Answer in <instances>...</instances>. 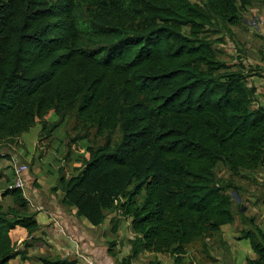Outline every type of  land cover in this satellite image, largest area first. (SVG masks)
I'll return each mask as SVG.
<instances>
[{
    "label": "trees",
    "instance_id": "1",
    "mask_svg": "<svg viewBox=\"0 0 264 264\" xmlns=\"http://www.w3.org/2000/svg\"><path fill=\"white\" fill-rule=\"evenodd\" d=\"M253 1L0 0V138L12 140L36 121L39 137L47 136L69 111L84 126L72 139L94 126L104 135L76 171L61 167L50 188L92 224L113 209L129 218L133 236L120 264L143 249L182 264L189 243L199 238L206 247V237L233 219L237 185L216 176V164L231 175L264 168V103L253 105L256 88L247 83L263 73L221 58L206 32L215 17L238 24ZM50 108L58 118L47 121ZM6 194L0 264L28 258L39 227L22 187L7 186ZM241 217L253 226L239 236L257 252L245 264H264V232L252 216Z\"/></svg>",
    "mask_w": 264,
    "mask_h": 264
},
{
    "label": "rangeland",
    "instance_id": "2",
    "mask_svg": "<svg viewBox=\"0 0 264 264\" xmlns=\"http://www.w3.org/2000/svg\"><path fill=\"white\" fill-rule=\"evenodd\" d=\"M192 1L205 5V0ZM241 13L242 20L238 24H225L215 17L213 24L206 26V32L215 39L213 45L216 49L217 47L219 48L220 51L218 55L221 58L231 63H244L247 67H254V65L257 64L260 67L259 70L264 71V2L255 0L247 7L243 8ZM217 37H221L222 40L217 41ZM260 83L262 84V82ZM44 117L47 121H52L58 118V114L53 108H50L44 114ZM36 122L37 123L31 125V127L24 132V135H26L24 138L19 134L14 136L12 140L9 138H0V193L14 179L12 167L15 163H25L27 165L26 171H29L35 155L40 157L44 152L43 149H48V147L52 146V148L59 153L60 159L64 160L62 168L66 167L67 170L69 169L68 171L62 169V172L65 174L66 172L72 173L82 164L83 158L88 153L87 146L102 143L104 140L103 134L96 133L95 126L88 130L86 137L72 139V137L84 131V126L76 114L69 111L49 135H42L39 137L38 132L33 156L26 159L27 157L23 152H25V150L31 152L33 147L29 137L34 133V130L40 128V122ZM118 135L119 132L116 130L112 138L116 139ZM33 136L34 134L31 138H33ZM218 172L224 175L228 173V169L220 163L218 165ZM243 172L247 171L243 170ZM215 174L217 176V164L215 166ZM250 177L245 174L237 173L236 175L234 174L232 178H234V181L238 182L241 190L248 191V193L252 192L254 195L257 193V195L259 194V198L261 194L264 196V180L257 179V181H254ZM262 177L264 179V175ZM23 190L27 195L31 192V187L25 179ZM0 202L3 207L6 208L8 204L12 203V197L0 195ZM117 216H119L118 226L116 230H113L112 224L114 218ZM83 219L87 222L78 220L79 223L77 225L80 231L90 235L92 240H90L91 242L89 241L88 248H85L83 245L84 243L79 244V246L75 248L79 251V256L81 257V261L79 260L76 264H120L121 257L127 253V247L130 245L129 239L133 236L129 218L121 215L118 209H114L109 211L104 220L98 224L90 223L85 217H83ZM243 224V226L247 228L253 226L250 222H243ZM58 229L62 231L61 233L65 235V238L66 234H69L67 227L65 230H62V228ZM239 232L241 233V229H239ZM213 238L214 240L212 241ZM213 238L210 237L208 239L206 247L202 245L201 239L199 238L189 243L187 245L188 255L182 264H223V262H217V237L215 236ZM243 238L244 237H238V239ZM39 239L44 240L47 238L46 236L43 237L37 234L29 239L30 244L27 247V251H31V255H29L27 261L17 256L16 258L10 259L8 264H39L38 260L40 259L38 256L41 254L60 256L59 251L61 248L59 246L50 248L51 245L47 240H44L45 245L43 246V251H40L38 244ZM82 241L84 240L81 239V242ZM142 251L141 255L139 254L137 258L135 257V264H154V261L159 260L160 256H162V259L167 260L170 255L167 251H163L159 255L154 254L151 250ZM67 255L74 256L72 252H67Z\"/></svg>",
    "mask_w": 264,
    "mask_h": 264
},
{
    "label": "crops",
    "instance_id": "3",
    "mask_svg": "<svg viewBox=\"0 0 264 264\" xmlns=\"http://www.w3.org/2000/svg\"><path fill=\"white\" fill-rule=\"evenodd\" d=\"M262 73H263L262 75L252 74L248 76L250 79L247 77V83L253 84L256 88L255 90L256 100L254 101L253 105H256L258 103H264V71H262ZM260 82H262V84ZM40 127H41V124H40ZM39 130L40 128L37 130H34L33 138H31L33 134L29 137L30 141L32 142L33 147H32L31 152L30 151L27 152V150L23 152L25 153L27 157L26 159H29L33 156V150L36 145L35 141L37 139L36 136ZM25 131H22L21 133H19V135L22 138L26 136L24 135ZM43 151L44 152L42 155H40V157H37L35 155L34 160L31 162V169L29 171L25 170L23 172V178L26 181H28L29 186L31 187V192L29 195H27L24 190H23V193L29 200V209L36 210V218L39 222V227L34 232V235L40 234L43 237L46 236L47 239H44V240H47L50 243L51 245L50 248L59 246L61 248V250L59 251L60 256H65L67 255V252H72V254H74V256L77 257V263H78L79 260L81 261V257L79 256V251L75 248H77L79 244H83V243H84L83 245L85 246V248H88L89 241L92 239L90 235L81 232L77 224L79 223L78 220L81 222H87V221L83 219L84 217L83 215L76 214V207L74 205H65L61 203L60 188H57L56 190H52L50 188L51 185L56 183L57 176L59 174V169L63 166L64 160L60 159L59 153L56 152L52 148V146L48 147V149H43ZM225 168L228 169L226 166ZM62 169L67 170L66 167ZM243 170H246L247 172H243ZM238 173L245 174L248 177L251 176L250 178L254 181H257V179L264 180L262 177L264 175L263 167H258L254 169L244 168V169H241ZM69 174H70L69 172H66V175H69ZM227 174L223 175L220 172H218V166H217V175H220L223 177H228V176L233 177L234 175V174L231 175L229 169H228ZM250 178L249 180L251 181ZM234 182L237 185V190L235 191V189H231V192L235 196L231 204V207L233 210V219L231 221L222 223L220 226L219 232H217L216 234L212 236L206 237L207 242L210 237L212 238L215 236L217 237V241H216L217 242V255H216L217 262H223V264H245L247 257H250V258L257 257V252L252 248L249 238L245 236H239L240 235L239 229L244 227L243 220L241 217L242 213L247 216H252L255 223H257L262 229V231L264 232V196L261 194V197L259 198V194L257 195V193H255L254 195L252 192L248 193V191L241 190V187L238 184V182L236 181ZM252 185H255V184H252ZM6 195L12 197L10 194H6ZM66 227L69 230V234H66V238H65V235H63L61 233L62 231H60L58 228H62V230H65ZM56 230L57 231L59 230V231L57 232ZM78 236H81V237H78ZM238 237H244V238L238 239ZM81 239H83L84 241L81 242ZM44 240L39 239L38 244L40 247V251H43V248H44L43 246L45 245ZM213 240L214 238L212 239V241ZM129 246L127 247L126 252L129 251ZM143 250H148V249H143ZM151 251L157 255L161 254V252H155L153 250ZM142 252H143L142 250L139 251L137 256L139 254L141 255ZM187 252L188 251H186V253L183 256V262L187 258V255H188ZM27 254L31 255V251H27ZM17 256L13 258H16ZM170 256L171 255L168 256L167 260L162 259V256H160L159 258L160 264H173L171 262L172 257ZM136 258H133L130 264H135ZM27 259L28 258H25L26 261ZM38 261H39V264H44L42 261L40 260Z\"/></svg>",
    "mask_w": 264,
    "mask_h": 264
},
{
    "label": "built area",
    "instance_id": "4",
    "mask_svg": "<svg viewBox=\"0 0 264 264\" xmlns=\"http://www.w3.org/2000/svg\"><path fill=\"white\" fill-rule=\"evenodd\" d=\"M27 169V165L25 163H15L13 166L14 171V179L8 184L11 186H20L23 187L24 179L23 172Z\"/></svg>",
    "mask_w": 264,
    "mask_h": 264
}]
</instances>
